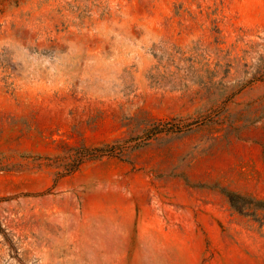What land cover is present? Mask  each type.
<instances>
[{
	"label": "rangeland",
	"instance_id": "374dc122",
	"mask_svg": "<svg viewBox=\"0 0 264 264\" xmlns=\"http://www.w3.org/2000/svg\"><path fill=\"white\" fill-rule=\"evenodd\" d=\"M0 264H264V0H0Z\"/></svg>",
	"mask_w": 264,
	"mask_h": 264
}]
</instances>
